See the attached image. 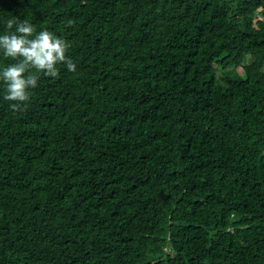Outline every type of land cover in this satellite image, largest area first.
I'll return each instance as SVG.
<instances>
[{
  "label": "trees",
  "instance_id": "16d2710c",
  "mask_svg": "<svg viewBox=\"0 0 264 264\" xmlns=\"http://www.w3.org/2000/svg\"><path fill=\"white\" fill-rule=\"evenodd\" d=\"M13 18L76 71L31 70L20 111L0 81V264H264V0H0Z\"/></svg>",
  "mask_w": 264,
  "mask_h": 264
},
{
  "label": "clouds",
  "instance_id": "9594fccd",
  "mask_svg": "<svg viewBox=\"0 0 264 264\" xmlns=\"http://www.w3.org/2000/svg\"><path fill=\"white\" fill-rule=\"evenodd\" d=\"M68 23L70 26L71 21ZM13 25L14 31L0 35V52L15 61L0 70V81L10 109L20 111L30 99L29 90L37 86L38 75L31 70L57 78L58 64L66 65L69 72L76 71V64L67 55L70 44L65 39L47 29L37 32L26 20L9 19L8 29Z\"/></svg>",
  "mask_w": 264,
  "mask_h": 264
},
{
  "label": "rangeland",
  "instance_id": "374dc122",
  "mask_svg": "<svg viewBox=\"0 0 264 264\" xmlns=\"http://www.w3.org/2000/svg\"><path fill=\"white\" fill-rule=\"evenodd\" d=\"M246 59H248V58H246Z\"/></svg>",
  "mask_w": 264,
  "mask_h": 264
}]
</instances>
